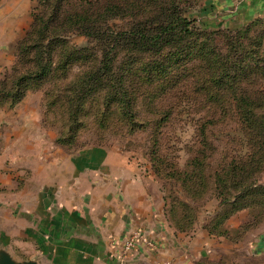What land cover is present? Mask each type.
<instances>
[{
	"label": "rangeland",
	"instance_id": "1",
	"mask_svg": "<svg viewBox=\"0 0 264 264\" xmlns=\"http://www.w3.org/2000/svg\"><path fill=\"white\" fill-rule=\"evenodd\" d=\"M53 1L59 2L50 3ZM100 1L105 0H68L60 7L76 13L86 4L95 6ZM135 1L140 0L125 3ZM173 1L191 22L192 30L206 34L207 49L224 50L226 35L228 40H238L246 51L262 52L264 17L253 24L226 26L215 13V6L223 0ZM43 2L0 0V163H5L6 175L12 177L8 186L34 184L32 170L48 154L54 158L58 153L66 160L90 148L118 152L126 156L128 165L145 174L155 209L162 210L161 226L179 235L181 264H264V163L248 178L253 189H233L227 178L225 183L216 182L215 174L224 173L221 168L226 170L232 159L244 160L253 148L231 105L226 100L213 103L205 95L195 58L181 56L178 65H165L167 71L157 75L152 71L144 83L143 75L133 83L127 78L125 88L132 93L135 106L124 114L117 103L107 102V89L98 86V80L88 79L93 72L98 75L99 42L76 32L62 38L64 46L61 43L55 48L47 42L40 58L48 69L41 73L33 42L38 41V18L46 10ZM132 20L114 18L107 28L125 29L136 22ZM247 27L245 39L238 30L244 33ZM30 33L34 40V36L28 37ZM24 43L31 52L26 56L19 54ZM50 48L55 49L48 62ZM173 51L169 48L161 55ZM124 57L115 61L112 78L123 72ZM134 59L143 61L139 56ZM253 78L264 84V78ZM195 158L199 162L193 168ZM189 175L191 182H187ZM218 190L227 191L224 198L218 196ZM138 227L149 231L139 221L127 234ZM6 229L12 234L16 226L11 223ZM1 243L10 253L15 252L16 239L8 241V247ZM134 257L128 264H134Z\"/></svg>",
	"mask_w": 264,
	"mask_h": 264
},
{
	"label": "crops",
	"instance_id": "2",
	"mask_svg": "<svg viewBox=\"0 0 264 264\" xmlns=\"http://www.w3.org/2000/svg\"><path fill=\"white\" fill-rule=\"evenodd\" d=\"M215 8L226 26L264 17V0H223ZM57 154L44 157L32 170L34 184L25 188L8 186L12 177L0 163V244L8 247L16 239L11 251L16 259L117 264L120 242L140 221L158 248L137 252L134 264H181L179 235L161 226L162 210L155 209L149 182L141 170L128 165L126 156L98 148L66 160ZM11 223L16 226L12 234L6 229Z\"/></svg>",
	"mask_w": 264,
	"mask_h": 264
},
{
	"label": "trees",
	"instance_id": "3",
	"mask_svg": "<svg viewBox=\"0 0 264 264\" xmlns=\"http://www.w3.org/2000/svg\"><path fill=\"white\" fill-rule=\"evenodd\" d=\"M65 1L68 0L43 2L46 10L43 16L38 18V21L41 20L35 31L38 34V41L33 42V50L38 53L36 58L39 57L41 60L39 63L41 73L48 69L40 58V55H43L40 52L47 42L50 41V45H55V48L61 43L64 46L66 41L62 38L73 32L99 42L102 54L98 75L93 72L88 79L98 80V86L107 89V102L117 103L124 114H127L135 106L134 99L131 100L132 93L125 88L127 78L133 83L137 77L143 75L140 78L144 83L152 71L155 75L161 74L168 69L165 65L171 68L180 63L181 56L186 59L192 55L197 65L196 70L203 78L201 88L205 95L213 103L226 100L231 105L239 124L249 138V145L253 148L244 160L232 159L226 170L224 167L221 168L220 171L224 173L215 174L216 182L225 183L224 180L227 178L233 183L231 188H242V192L254 188L247 181L264 163V84L253 77L264 78V48L261 49L262 52L260 50L251 52L249 49L246 51L247 48L238 40H228L224 35L226 40L225 44H222L224 50L222 47L216 50L207 49V45L204 44L206 34H198L192 30L191 22L181 15L178 5L173 0H140L135 1L136 3L105 0L100 1L99 5L96 3L95 6L86 4L85 8L75 11L76 13L61 10L60 3ZM186 1L188 0L182 3ZM118 17L121 19L131 17L132 22L134 20L136 22L125 29H108L107 23ZM249 29L247 27L248 31L245 30L244 33L237 30L246 39ZM33 36L32 33L28 34V37ZM213 41L214 39L210 38V42ZM29 47L24 43L21 50L19 47V54L24 56L31 54ZM55 48L46 51L48 62ZM169 48H173L175 52L162 56L161 54ZM121 55L125 56L123 72L115 79L111 77L114 73L113 65ZM135 56H139L143 61L135 60ZM250 57L260 59L247 62L246 58ZM185 68L186 66L183 70ZM114 79L115 83H110ZM211 90H216L214 95H211ZM197 161L196 158L193 159L191 167L198 166ZM191 179L192 176L189 175L187 182H191ZM217 192L222 198L227 194V191ZM224 200L222 199V202Z\"/></svg>",
	"mask_w": 264,
	"mask_h": 264
},
{
	"label": "built area",
	"instance_id": "4",
	"mask_svg": "<svg viewBox=\"0 0 264 264\" xmlns=\"http://www.w3.org/2000/svg\"><path fill=\"white\" fill-rule=\"evenodd\" d=\"M156 241L143 228L132 229L118 247V264H128L137 252H152L156 250Z\"/></svg>",
	"mask_w": 264,
	"mask_h": 264
},
{
	"label": "water",
	"instance_id": "5",
	"mask_svg": "<svg viewBox=\"0 0 264 264\" xmlns=\"http://www.w3.org/2000/svg\"><path fill=\"white\" fill-rule=\"evenodd\" d=\"M0 264H37L35 259L18 260L0 244Z\"/></svg>",
	"mask_w": 264,
	"mask_h": 264
}]
</instances>
